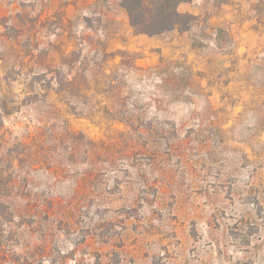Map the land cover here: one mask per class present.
Wrapping results in <instances>:
<instances>
[{
	"label": "rangeland",
	"instance_id": "374dc122",
	"mask_svg": "<svg viewBox=\"0 0 264 264\" xmlns=\"http://www.w3.org/2000/svg\"><path fill=\"white\" fill-rule=\"evenodd\" d=\"M0 0V264H264V0Z\"/></svg>",
	"mask_w": 264,
	"mask_h": 264
},
{
	"label": "trees",
	"instance_id": "16d2710c",
	"mask_svg": "<svg viewBox=\"0 0 264 264\" xmlns=\"http://www.w3.org/2000/svg\"><path fill=\"white\" fill-rule=\"evenodd\" d=\"M185 0H121L129 23L139 33L154 34L180 26L185 15L177 6Z\"/></svg>",
	"mask_w": 264,
	"mask_h": 264
}]
</instances>
